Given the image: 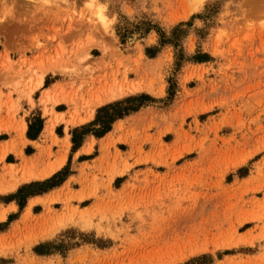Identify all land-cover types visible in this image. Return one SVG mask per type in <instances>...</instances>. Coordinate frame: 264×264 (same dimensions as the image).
I'll return each mask as SVG.
<instances>
[{"label":"rangeland","instance_id":"1","mask_svg":"<svg viewBox=\"0 0 264 264\" xmlns=\"http://www.w3.org/2000/svg\"><path fill=\"white\" fill-rule=\"evenodd\" d=\"M0 133V264H264V0H0Z\"/></svg>","mask_w":264,"mask_h":264},{"label":"trees","instance_id":"2","mask_svg":"<svg viewBox=\"0 0 264 264\" xmlns=\"http://www.w3.org/2000/svg\"><path fill=\"white\" fill-rule=\"evenodd\" d=\"M147 100L148 98L146 96H140L138 98L132 99L128 98L124 101L107 105L103 108L98 109L93 123L89 124L88 126L76 128L72 131V150H76L80 146L84 135L92 133L95 137L104 136L107 132H109L111 124H113L116 120L123 118L128 113L135 112L140 108L142 103ZM37 124L39 127L35 130L33 126H30L28 128V139L32 140L36 138V136L39 134L41 121L37 120ZM92 126H97L98 128L94 130H89V128ZM66 177L67 173L61 171L40 184L34 183L28 186L21 187L14 196L18 207L20 209L23 208L27 197L39 194L41 192L59 186L60 184H62V182H64Z\"/></svg>","mask_w":264,"mask_h":264},{"label":"crops","instance_id":"3","mask_svg":"<svg viewBox=\"0 0 264 264\" xmlns=\"http://www.w3.org/2000/svg\"><path fill=\"white\" fill-rule=\"evenodd\" d=\"M103 104V103H102ZM38 119L40 121H42V119L40 117H38ZM90 118H88L87 120L85 121H89ZM84 121V122H85ZM82 122V123H84ZM42 123V122H41ZM82 123H77L76 125H81ZM31 126V125H30ZM29 126V127H30ZM43 126V127H42ZM41 128H40V132H39V138L40 139L43 134H44V125H42ZM28 127V128H29ZM61 138L63 141H65L67 144H68V141H69V137L67 135H65L64 133V129L62 128L61 129ZM1 134V133H0ZM38 136V135H37ZM29 143H31L32 145L37 142V140L34 139H30L28 141ZM90 141L88 140L86 142V144L82 145L78 150L76 149V155H79V156H86V155H89L90 154ZM3 149H6V141H1L0 140V155H1V150ZM37 152V151H36ZM11 154H8V153H5L3 154L2 156H0V158L2 157V160L5 162V158L9 157ZM5 159V160H4ZM93 160H99V158H96V159H93ZM40 163L37 167H35L36 171H35V174L37 175V177L35 178V180H44V179H47L57 173H59V171L66 165L67 163V160H65V157L62 158V160H47V162L45 160H38ZM18 160H17V157H15V160H12L9 162L10 165H15L17 164ZM72 163V160H69V164ZM68 176V175H67ZM65 183H67V180L63 183V185H65ZM62 185V186H63Z\"/></svg>","mask_w":264,"mask_h":264},{"label":"bare ground","instance_id":"4","mask_svg":"<svg viewBox=\"0 0 264 264\" xmlns=\"http://www.w3.org/2000/svg\"><path fill=\"white\" fill-rule=\"evenodd\" d=\"M39 83H40V82H39ZM39 83H38V84H39ZM47 101H48V100H47ZM23 178H24V177H23Z\"/></svg>","mask_w":264,"mask_h":264}]
</instances>
